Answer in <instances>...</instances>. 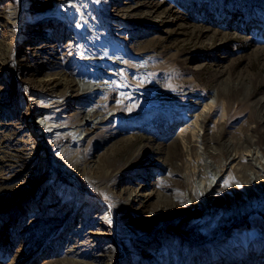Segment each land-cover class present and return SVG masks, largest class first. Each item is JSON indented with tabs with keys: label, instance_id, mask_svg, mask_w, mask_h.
Masks as SVG:
<instances>
[{
	"label": "rangeland",
	"instance_id": "1",
	"mask_svg": "<svg viewBox=\"0 0 264 264\" xmlns=\"http://www.w3.org/2000/svg\"><path fill=\"white\" fill-rule=\"evenodd\" d=\"M50 1L0 0V264H264L262 206L225 221L231 201L212 221L205 206L242 192L244 150L264 152V0ZM94 19L97 46L78 34ZM58 72L78 88L38 80ZM28 111L55 128L46 146Z\"/></svg>",
	"mask_w": 264,
	"mask_h": 264
},
{
	"label": "bare ground",
	"instance_id": "2",
	"mask_svg": "<svg viewBox=\"0 0 264 264\" xmlns=\"http://www.w3.org/2000/svg\"><path fill=\"white\" fill-rule=\"evenodd\" d=\"M64 1H67V0H62V2H64ZM67 7L71 8L70 5H67ZM42 8H43V11H45L44 14H49V12L52 10V2L50 0H44ZM64 18L69 19V15H64ZM15 19L17 20L18 17L16 16ZM30 21L33 22L32 20H30ZM93 21H94L93 23H94L95 27L97 29H99L98 32H96V33L94 32V34H90L89 33L90 30H88L87 33H84L83 31L80 30L78 32V34L80 35V40H81V36L82 35H85V34L89 35V39L92 41L93 46H97V45H99V42L102 40L103 33L105 32V30L103 28L99 27L100 26L99 22H97L95 19ZM51 22H52V20H48V21L45 20V21L40 22V24H45L46 25V24H49ZM59 28H61V27L59 26ZM91 30H94V29H91ZM55 32H57V30ZM37 39L38 38L33 39L35 41L34 42V46L32 47L34 52H37V50L39 48L38 47V42L36 41ZM0 48H1V51L3 49H7V47L4 48L1 43H0ZM89 55H92V54H89ZM107 57L109 58L111 56L107 55ZM5 58H6L5 54L0 56V67L1 68L6 66V59ZM113 64L114 63H112L111 66ZM77 74L79 75V81L82 84L89 83V82H91L94 79V73L92 71H90L89 69H80L77 72ZM38 80L41 82V85L46 86V88H48L50 90H59V88H61V87H66V88H75V87H77L78 88V82L75 79L69 78L64 73H60V72H58V74L56 76H50L47 79L43 78V79H38ZM30 83H31V85L34 84L33 82H30ZM214 100H215L214 97L210 98L204 104L203 110L207 108L211 112L215 111V107H213V105L215 104ZM167 104H169V106H171V107H175L176 106V103L171 101V99L168 101ZM24 115H25V117H27L28 120L31 121V123L29 124L30 126H32L33 122L35 123V121H36L37 127L35 126V128L37 129V135L39 137L38 138L39 142H43V145L46 146L47 143H48V140H46V139H48V137H50L51 133L55 130V128H52L53 126H51V125L47 126L46 123H44L42 120L41 121L37 120L38 113L35 112V111L34 112L28 111ZM93 118L94 117H92V113L85 111L83 113L81 119L75 125L72 126L73 130L74 131H82L83 128H84V127H82L83 124H85L87 122L88 123H94L95 122L93 120ZM36 124H34V125H36ZM40 124H42V125H40ZM80 124H81V127H79ZM194 124L195 125L198 124V118H195ZM243 124L245 125L246 122L245 121L242 122V125ZM186 146H187V151H188V155H189V152H191L192 149H193V143L190 140H188L187 143H186ZM254 146H250V147H248L246 150H244L242 152V154L245 157H248V158L250 157L249 159H250V162H251V164L248 166V168H249L248 170H250V172L247 173L248 171H246L245 175L244 174L242 175V179H243V183L241 184L242 192L234 189V194L232 196H228L227 195V196H225L222 199L221 198L220 199L217 198L214 201L209 199L207 201V203L205 204V206H207V208H206L207 210L206 211H208V212H206L207 221H210V220L212 221L215 218V215H214L215 212L213 211V209H216L217 207L213 206L214 203L217 206H219L220 202L224 203V204L225 203H229L230 201L232 202L230 207L225 208V210L223 208L224 211L220 215V221L228 220V219H230V217H234V216L238 217V216L244 214L245 212H250L253 209H257L260 206H262V208H264V206H263L264 205V199L261 198V194L264 191V181H263L262 178L256 176L258 174V172L260 173V168H257L256 164H255V163H259L260 165L262 164L261 158L264 157V152H262L258 147H256L257 145H254ZM210 147H211V149L210 148H205L204 149V152L209 157L212 158L215 155V153H218V152L222 153L221 150H218L217 152H215L216 148L213 147V146H210ZM35 154H36V151L34 149V152L30 153V155H29L30 160L34 159ZM233 158H234V155L232 156L231 159H233ZM253 158H254V162L251 161V159H253ZM45 159H46L47 164H48L51 161H53V156L50 153H47L45 155ZM46 173H47V168L45 167V168L42 169V171H41L40 175L38 176L37 180L39 178L45 176ZM250 174L254 175L253 179H252V176ZM247 175H248V177H247ZM230 181H232V180H230ZM34 182H36V180H34ZM191 184H192L191 190L194 191V192L191 191V194H192V196L194 198L197 197L195 191L202 190V193H205L203 199H205V198L208 199L207 194L212 193V191L214 190V187H212V185L210 183L205 185V184H200V183L198 184V183H193L192 182ZM198 189H200V190H198ZM239 204H240V207H238ZM219 209L220 208L218 207V210ZM226 209H229V211L227 212ZM110 214L111 213L108 211V209H107L106 212L101 213V215L96 212V214L94 215V219H97L98 216L100 215L101 216L100 219L107 220V218H109ZM158 218H160V217L158 216L157 219ZM161 218H164V216H162ZM216 228H217V226H216ZM86 230L87 229L85 228V229H82L81 231H82V233H84V231H86ZM91 231L92 230H88L87 234H90ZM108 257L112 261V262H109L108 264H113L114 258L112 257V255H108ZM78 262H82V261L79 260Z\"/></svg>",
	"mask_w": 264,
	"mask_h": 264
}]
</instances>
